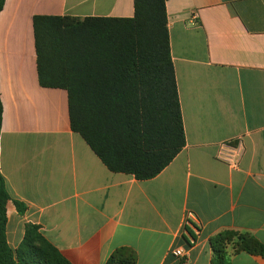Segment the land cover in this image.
Instances as JSON below:
<instances>
[{
  "label": "crops",
  "instance_id": "obj_1",
  "mask_svg": "<svg viewBox=\"0 0 264 264\" xmlns=\"http://www.w3.org/2000/svg\"><path fill=\"white\" fill-rule=\"evenodd\" d=\"M166 10L186 147L139 181L110 172L73 132L66 90L40 85L33 26L36 16L133 18L134 0H5L0 174L12 250L28 224L71 264H105L124 247L137 264H212L226 231L264 245V0H169ZM227 251L230 264H264Z\"/></svg>",
  "mask_w": 264,
  "mask_h": 264
},
{
  "label": "trees",
  "instance_id": "obj_2",
  "mask_svg": "<svg viewBox=\"0 0 264 264\" xmlns=\"http://www.w3.org/2000/svg\"><path fill=\"white\" fill-rule=\"evenodd\" d=\"M169 0H134L133 18L36 16L37 71L44 88L68 93L74 133L112 173L147 181L161 174L186 147L172 60ZM5 0H0V12ZM3 106L0 100V132ZM11 201L0 174V264H71L28 224L24 241L7 240ZM19 213L26 208L15 202ZM238 237L237 240H233ZM212 264H230L233 253L264 258V245L249 234L226 231L212 240ZM131 248H119L105 264H137Z\"/></svg>",
  "mask_w": 264,
  "mask_h": 264
},
{
  "label": "built area",
  "instance_id": "obj_3",
  "mask_svg": "<svg viewBox=\"0 0 264 264\" xmlns=\"http://www.w3.org/2000/svg\"><path fill=\"white\" fill-rule=\"evenodd\" d=\"M219 157L221 160L228 162L234 166L237 164V161L233 158L231 153L221 152ZM173 255L177 258H180V259H184L186 257V253L182 249L175 250L173 252Z\"/></svg>",
  "mask_w": 264,
  "mask_h": 264
},
{
  "label": "rangeland",
  "instance_id": "obj_4",
  "mask_svg": "<svg viewBox=\"0 0 264 264\" xmlns=\"http://www.w3.org/2000/svg\"><path fill=\"white\" fill-rule=\"evenodd\" d=\"M237 239H238V237H234V238H233V240H237Z\"/></svg>",
  "mask_w": 264,
  "mask_h": 264
}]
</instances>
